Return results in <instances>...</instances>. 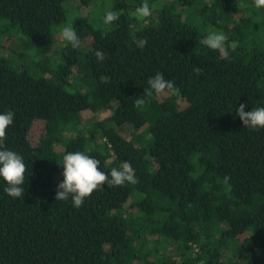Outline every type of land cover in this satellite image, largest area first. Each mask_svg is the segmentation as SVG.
Segmentation results:
<instances>
[{
  "label": "trees",
  "instance_id": "trees-1",
  "mask_svg": "<svg viewBox=\"0 0 264 264\" xmlns=\"http://www.w3.org/2000/svg\"><path fill=\"white\" fill-rule=\"evenodd\" d=\"M67 1L0 0V53L16 42L0 56V111L15 113L3 142L26 164L23 196L0 181V264H264V128H245L236 113L264 106V48L248 44L264 8L167 0L137 28L128 11L161 0H114L120 15L109 31L79 22L81 46L62 38L54 51ZM188 11L225 33L224 55L201 42ZM28 51L43 59L20 65ZM157 71L174 89L134 104ZM70 151L96 157L106 173L129 161L137 182L105 183L79 208L57 200Z\"/></svg>",
  "mask_w": 264,
  "mask_h": 264
},
{
  "label": "clouds",
  "instance_id": "clouds-1",
  "mask_svg": "<svg viewBox=\"0 0 264 264\" xmlns=\"http://www.w3.org/2000/svg\"><path fill=\"white\" fill-rule=\"evenodd\" d=\"M256 8H264V0H254ZM138 16L146 17L151 14V9L145 3L135 9ZM119 19L117 10H106L104 12V20L106 23ZM62 38L71 44L73 48L81 46L80 37L77 35L76 29L72 24H68L59 29ZM227 37L222 30H210L201 41L211 50L218 51L220 54H225V41ZM138 48H143L147 44L145 38H139L135 41ZM94 55L97 61H104V52L96 49ZM199 71V69H194ZM148 88L144 90V94L139 96L134 104L143 105L145 96L151 97L154 94H161L166 91L171 92L175 85L170 79H166L163 73L157 71L155 75L150 76L147 80ZM236 113L242 121L245 128L260 129L264 128V106L253 107L250 111H245V105L240 104L236 108ZM15 113L12 110L0 111V181L4 182L3 191L8 196L19 198L23 196L25 189L24 174L26 164L21 154L4 145V137L6 129L13 124ZM62 176L63 179L57 185L56 199L67 201L71 199L73 207L79 208L85 198L98 187H103L105 183L108 186H121L125 182L135 184L137 177L135 169L131 162L122 161L119 167H112L109 172H105L100 167V161L87 154L84 151H70L63 154Z\"/></svg>",
  "mask_w": 264,
  "mask_h": 264
},
{
  "label": "rangeland",
  "instance_id": "rangeland-1",
  "mask_svg": "<svg viewBox=\"0 0 264 264\" xmlns=\"http://www.w3.org/2000/svg\"><path fill=\"white\" fill-rule=\"evenodd\" d=\"M124 1L128 3V0H124ZM168 1H170V0H168ZM164 2H167V0H161V1L153 2L151 7H149L151 9V14L149 16H146V17L138 16L136 14V12L133 10L128 11L131 16L137 18L138 22H141L140 23L141 25L138 24L137 28L141 27L144 22H146V21L148 22V21H151L152 19H154L152 16L153 15L152 12L157 13L162 8V5ZM98 3H99V6H97V5L92 6L91 5L89 7H82V6H80L78 0H68L65 3V8L67 9L68 24H72L73 27H75L77 24H79V22L86 21V22H89L90 24H92L97 29H106V31H109L110 26L104 20V12L106 10H116L115 6H114L115 2H114V0H101ZM119 15H120V12H119ZM188 15H189V11L186 12V15L185 14L183 15V19L187 18L188 22L194 23L204 35H207L208 32L210 30H213V29L221 30L220 28H217V27H214L211 25H204L203 23H201V21H198L196 19L188 18ZM145 19H146V21H145ZM258 21H261V18L258 17ZM68 24H64L63 26L68 25ZM63 26L56 27L55 30L56 29L58 30V29L62 28ZM261 31L262 32L259 33L258 36L253 38V41L252 40L248 41V44L250 45V47L255 46L256 45L255 43H257V44L261 45L262 48H264V26L262 27ZM56 34H57V32H55V37H56ZM1 41L2 40L0 39V43H1ZM61 44H62V36L57 41L53 50L54 51L60 50ZM10 45H12V46L14 45V47H15L16 46L15 40H11L8 43L7 47H9ZM4 47H6V45ZM7 47H6V49L4 48L5 51H4V49H1L2 51H4V53L1 51L2 54L0 53V56L7 55L9 53V49ZM51 53H53V52H49V54H51ZM42 56H44L42 52H41V54H39L37 52L28 51V52H26L25 58L19 59V64L24 65V66H26V65L27 66H33V65H28V64H31L33 62H34V64L39 63L43 59ZM73 68H74V71L77 69L76 67H73ZM80 88H81L80 83H77L76 85H73L71 90H76V89H80ZM182 104H185V103L183 102ZM82 116L85 120H88V119H91L92 117H94L93 114L89 111L82 113ZM43 127H44V123L41 121H37L34 124L33 129H32V133H31L32 140L34 143L37 142L39 136L41 135ZM119 130H120L119 132L121 133V135L123 137H125L127 139L130 138L132 129L129 125H125L122 128H120Z\"/></svg>",
  "mask_w": 264,
  "mask_h": 264
}]
</instances>
